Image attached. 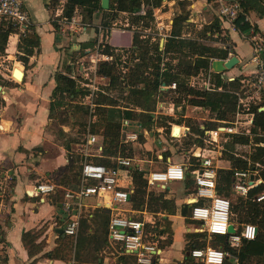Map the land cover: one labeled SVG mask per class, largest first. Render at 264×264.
Wrapping results in <instances>:
<instances>
[{
  "label": "crops",
  "instance_id": "crops-1",
  "mask_svg": "<svg viewBox=\"0 0 264 264\" xmlns=\"http://www.w3.org/2000/svg\"><path fill=\"white\" fill-rule=\"evenodd\" d=\"M175 1L166 0V9L162 14L169 16ZM190 1L188 4L193 12L198 10L199 6L206 8L205 0ZM23 2L30 17L29 25H32L38 35V47L34 48L33 52L27 56L26 63L22 64L14 57L18 40L17 33H6V37H12L13 41H9L7 38L6 46H3V43L0 44V62L7 61L12 64V69L13 62H18L21 68L16 65L15 69L22 71L21 79L15 75H13V79L5 72L0 73V97L3 100L0 105V264H122L118 259L121 250L107 237L106 242L98 246H94L90 241L87 245L88 250L80 252L79 260L74 259L73 250L69 255L63 254L62 251H55V253L53 251L65 236L62 227L66 220L65 214L60 208L62 191L65 186L58 182L57 176L72 152L67 155V148L62 141L58 144L52 141L54 132L52 118L49 114V104L51 91L55 84L54 72L62 71L74 78V69L77 68L80 72V63L83 65L84 58L86 56L93 57L96 43L78 51L82 42L96 39L113 48H129L133 46V32L137 30L138 26L129 22L127 12L117 11L115 17L120 16L123 23L116 26L112 22L107 29L99 31L95 25L99 24L100 13L95 11L90 24L82 30L71 32L64 29L62 31L59 25L56 28L53 27L51 0H23ZM260 3L264 8V0H260ZM189 19L194 21L198 18L191 17ZM245 19L253 29L255 28V32L264 34V13L251 10L245 13ZM203 22L208 23L209 21ZM219 29V32L209 33L206 31V36L195 35V37L202 44L224 49V56L208 57L209 63L213 58L225 59L230 55L236 56V64L220 72V75L225 79L237 75L242 70V63L251 51V41L247 30L243 32L236 30L229 21H219ZM182 35L193 36L186 31H182ZM75 47L77 49H73ZM245 68L243 69L248 70L251 67ZM166 104L165 107L161 104L155 110L159 113L163 112L169 117L174 114L177 105L170 102ZM189 110L193 113L190 117L197 122L198 128L201 127L206 118L203 116L206 109L203 106L191 105ZM200 112L202 115H199ZM208 119L213 120L211 117ZM132 124L135 122L130 121V125ZM171 124L172 129L174 124L189 127L183 119L172 121ZM66 129L67 125L59 124L58 130L65 132ZM176 130H178L177 127ZM48 142L54 146L52 149L47 144ZM132 143L137 142L133 141ZM96 144L100 145L97 136L95 141L89 145L92 154H100V151L95 152ZM142 145L146 150L149 148L147 141H142ZM166 156L170 161H173L171 155L167 154ZM80 157L79 153L78 162ZM218 161L228 160L220 158L216 162ZM227 166L220 165V167ZM42 180L53 182L54 190L47 194H35L30 191L34 183ZM173 181L181 182L182 196H176L174 189L170 188L169 184L159 186L170 189V192L164 190L162 196L165 198L173 196L177 205L181 203L189 205L186 201L189 192L184 191L186 188L183 185V180ZM10 182L12 184L8 187L7 184ZM98 199L99 197L96 196L82 199L80 213L81 215L88 213L86 216L87 222L90 224L86 228L88 235L94 232L92 229L94 225L91 223L94 210L103 209L96 207ZM116 208L126 215L154 221L160 227H163L161 218L168 220L169 239L159 246L157 255L151 264L196 263L192 258H186L185 236L190 232L192 226L185 222L184 216L178 212V209L171 214L161 212L154 214L146 210L144 205L140 209L132 208L129 199L126 202L118 203ZM104 209L108 215L115 210ZM176 217L180 219L182 226L173 225V219ZM191 224L194 223L191 221ZM72 238L74 240L75 236ZM230 260L232 259L230 258ZM135 264L137 263L135 262Z\"/></svg>",
  "mask_w": 264,
  "mask_h": 264
},
{
  "label": "trees",
  "instance_id": "trees-1",
  "mask_svg": "<svg viewBox=\"0 0 264 264\" xmlns=\"http://www.w3.org/2000/svg\"><path fill=\"white\" fill-rule=\"evenodd\" d=\"M213 3V0H208ZM239 3V9L236 13V17L231 21L232 26L241 32L246 31L249 28V23L245 19V13L249 11H256L258 13H264V8L260 3V0H237ZM178 2V0H177ZM160 3V0H109L108 9H100L99 0H66L63 6V15L65 17H70L71 15H77L81 22L87 26L90 24L92 19V14L95 11L106 13L108 12L109 16L107 19L101 21V25L104 29L111 25V20L115 16L117 11H125L129 15V22L135 23L138 26L137 30L133 32V46H130V49L135 51L136 54L142 59V65L139 64L137 68L130 73V77H133V81L140 82V85H136L135 82L129 83L130 94L127 97L132 98L136 95L142 96L141 109L139 111H130L128 109H123L121 111L118 107H111L110 101H113L107 96H100L96 99V107H94V112L97 116L95 122H93L91 128L89 129L91 133L95 134L100 140V154L92 155L90 159L95 163H100L105 166H112L115 161V156L118 154L123 156H131L133 150L137 148V144L143 141L141 132L138 130V139L137 143L129 142L125 149V144L120 143V118L121 113L122 117L128 118L129 121L135 122L139 127L148 126L152 121L151 113L154 109L153 102L150 100L151 91L157 90L160 84L167 85L171 81L175 83L173 91L176 93H182V96L173 97L172 104L176 105L183 98L188 101V104L203 106L205 109H209L214 113L216 119L226 120L224 116L226 113L232 112L235 108V96L233 93L221 90V91H208V90H194L190 86H186L185 80L188 76L196 74L199 70L207 69L209 64L208 57L212 56H224V49L211 47L205 44H202L197 40V37L182 35V26H186L188 22L186 21L187 11L181 8L178 13L172 18L170 23V29L168 34L164 37L161 48L158 47L157 41L149 40L151 36L148 34L144 37L140 36L141 29L147 26L148 21L153 19L152 12L153 8ZM182 3H185L184 1ZM144 6V12L139 13L140 6ZM183 7V6H182ZM53 27L56 28L57 24L53 21ZM255 29V28H254ZM213 33L215 31L219 32V20L213 16L212 19L205 23L202 29L196 31L197 35L206 36L205 32ZM15 32L13 25L5 20L0 19V40L4 39L6 33ZM257 32V31H256ZM262 42V51L261 54L264 56V34L258 33ZM96 39H92L87 42H82L78 51H82L86 47H91L96 43ZM102 43V48L100 49L102 53L107 55H112L113 47H110L106 43ZM38 47V35L35 33L32 25H29L23 33L18 34V40L16 42V59L19 60L22 64L26 63L27 56L30 55L34 48ZM148 49H151L149 56L145 57ZM217 50V53H216ZM184 56L183 57H181ZM172 58L176 61L171 63L170 61H165L163 65H160L162 58ZM148 59V60H147ZM150 67L149 77L143 74V71ZM21 68V65H17ZM96 73L107 76L110 84L115 83V69L114 65L106 60H100L97 64ZM217 75L215 80L216 84L221 82V79L218 76V73H213ZM53 79L55 84L51 91V100L49 104V114L51 117V111L56 106H61L65 102V99L68 97L72 99L76 95L82 94L83 91L76 84V81L73 77L68 76L62 71H55L53 74ZM162 92V90H160ZM194 94L193 97L186 99L185 94ZM151 101V104L149 103ZM105 102V103H104ZM3 103L2 98L0 97V105ZM133 103L139 105L141 101L137 97L133 98ZM105 104V105H103ZM259 105L264 104V95L261 97V100L258 102ZM258 104L252 105L250 110L253 112L251 124L249 127L248 134H233L230 135L232 142L238 143H248L249 136L252 138L253 146L252 150L245 154L244 158L228 155L229 165L227 167H218L217 174L219 179L217 181L216 187L217 191L224 196L229 197L231 193L229 188L230 183V172L233 168H248L257 170L256 175L264 178V144H258V142L264 143V109L257 110ZM72 113L78 114V112H86V109L77 103L71 104ZM114 108V109H113ZM116 108V109H115ZM186 112H188L186 110ZM83 113V114H84ZM199 115H202L200 112ZM80 116V115H79ZM211 123L210 126L214 125ZM82 126H84L81 123ZM207 126V127H210ZM84 128V127H83ZM190 131L194 134H200L201 129L196 127H189ZM262 132V135H257L256 133ZM187 142V137L191 139L192 143H200L201 140L199 137H191L188 134L184 135ZM188 139V140H189ZM79 140V141H78ZM80 142L82 138L70 137L64 143L66 148H69V143L71 142ZM126 150V153L124 152ZM167 151L164 152L163 158L158 160L154 156L150 167L153 169L162 168L165 166V156ZM191 164L185 169V175L183 180V185L185 186V192L190 193L194 192L193 180L191 177V170L196 166L195 157H188ZM230 159V160H229ZM73 161L69 158L67 159L66 164L59 171L57 180L58 182L65 186V188H77L79 185V174H80V162L78 165H73ZM257 163V164H256ZM130 180L133 185V190L129 194V203L130 206L134 209H140L142 204L145 202V209L151 213H156L157 211H165L166 214H171L178 212L186 217L190 222L192 221L189 215V205L187 203H181L177 208L173 198H165L162 196V193L165 189L161 187V191L157 193L148 192V198L144 201L145 191V180L141 176V171L137 170L134 167H131L127 170ZM94 182L93 180H89ZM11 182L8 183V187L11 186ZM261 188V185L255 188H252L249 192H255ZM5 192V190H4ZM3 192V193H4ZM63 192V191H62ZM7 193V191H6ZM3 195V194H2ZM230 211L231 221L237 222H251L256 226V234L253 239H242L237 246L229 245L224 236L220 234H207L204 231H194L192 233L198 232L200 235L198 239H192L185 237V250L188 251L193 247H202L205 245H211L218 247L224 251H227L233 254L236 257L235 261L230 260V257L225 256L221 264H264V201H253L250 197H240L233 194V198L230 200ZM88 213L81 215L79 214L78 219V229L73 240L72 235L64 233V237L58 243L57 247L54 248L55 251H62L63 254L69 255L73 250L74 259H80V252L88 250L89 242L92 241L94 246L102 245L106 242V221L108 218V213L105 209H95L91 216V223L94 225L93 233L88 235L86 233V228L90 224L87 222ZM137 217V216H134ZM138 218V217H137ZM163 227L158 226L157 224L149 226L145 224V229L153 231L157 236V246H162L169 239L170 231L168 229V220L166 218H161ZM193 222V221H192ZM161 236V237H160ZM189 236V235H188ZM205 237H210V243H205ZM150 238V237H149ZM164 238V239H163ZM199 240V241H198ZM64 251V252H63ZM186 258L190 259L188 254ZM119 262L122 264H135V258L132 253L121 251L118 256ZM192 262V261H191ZM192 264H198L192 263Z\"/></svg>",
  "mask_w": 264,
  "mask_h": 264
},
{
  "label": "built area",
  "instance_id": "built-area-1",
  "mask_svg": "<svg viewBox=\"0 0 264 264\" xmlns=\"http://www.w3.org/2000/svg\"><path fill=\"white\" fill-rule=\"evenodd\" d=\"M53 21L59 25L60 30H68L77 32L85 27V24L80 21L76 15L65 17L62 13L63 6L66 0H51ZM239 9L237 0H213V11L219 21L231 22ZM144 12V6L141 5L139 13ZM155 20H160V15L152 12ZM0 19L10 22L17 34L23 33L30 24V17L24 5L23 0H0ZM171 17H167L166 24L157 23V34L166 36L168 34V26L171 23ZM158 22V21H157ZM168 23V24H167ZM161 26V27H160ZM162 26L165 29H162ZM97 30H101V25H96ZM138 29V28H137ZM247 31L250 34L251 51L247 59L242 63V70L237 75L222 77L219 73L221 82L216 84L208 80L210 72H215L208 69L207 78L202 79L201 88L211 90H225L231 92L235 96V120H218L212 118L216 123L210 127L202 125L199 127L202 131L195 136L199 137L200 143H192L193 150H184L188 155L182 162L170 161L165 156V166L158 169L150 167L151 159L133 158L131 156H115V161L112 166H105L100 163L93 162L90 157L91 143L96 139L95 134L91 133L86 127L84 139L80 143V174L79 185L77 188H64L60 208L66 216V220L62 227L65 234L75 236L78 229V219L80 208L82 207V199L96 196V207L114 210L108 215L106 221V237L113 243L117 244L118 248L123 252L132 253L137 264H151L158 251L157 236L153 231L145 229V224L149 226L155 225L154 221H148L144 218H137L124 214L117 210L118 203L126 202L129 194L133 190V185L130 180L127 170L131 167L141 171V176L145 180V184L162 186L168 181L182 180L185 175V169L191 164L188 157H195L196 166L191 170L194 192L188 193L186 201L189 203L188 217L193 221L194 231H204L207 234H220L224 236L225 241L231 246L239 245L242 239H253L256 234V226L251 222L231 221L230 199L217 191V181L219 176L217 168L220 167L216 161L221 158L223 144L227 138L233 134H248L249 125L251 124L253 112L250 110V105L258 104L261 97L264 95V56H262V42L260 37L249 26ZM148 32V28H143L140 31V36L144 37ZM152 37V35H151ZM102 43L97 41L94 45V56L101 54ZM121 48V47H115ZM106 55L107 54H104ZM111 56V55H108ZM103 57V56H101ZM107 58V57H104ZM92 60L93 58H89ZM93 62V61H92ZM209 65V64H208ZM251 67L245 70V67ZM94 68V62L91 65ZM85 68L80 63V73L88 78ZM245 68V69H243ZM210 70V72H209ZM200 71V70H199ZM198 71V72H199ZM197 72V73H198ZM196 73V74H197ZM217 73V72H216ZM196 74L190 75L192 77ZM94 76V69H93ZM175 83L171 81L167 87L173 88ZM192 86V83H189ZM85 86L88 88V96H92L95 85L87 82ZM89 110L92 109V103L88 102ZM264 109V104L257 106V110ZM241 114L249 115L245 121L247 126L239 125L241 121L238 119ZM121 130L120 136L123 141H137L139 127L137 123L130 125V121L126 117L120 119ZM171 137H180L186 134H192L189 127L185 125H177L178 130L172 129ZM194 136V134H192ZM246 144V143H238ZM263 145V142H258ZM101 146L95 145V152H99ZM232 154L237 157L244 158L245 154L233 151ZM161 153H156V159H162ZM257 164V163H256ZM257 170L248 168H233L230 172L229 188L232 194L240 197H250L253 201H264V178L256 175ZM93 180L94 182H88ZM261 188L249 194L252 188ZM55 184L49 180H42L34 183L31 190L33 193H50L54 190ZM232 224V232L227 230V225ZM150 237V238H149ZM188 256L193 260H199L204 264H221L225 256L230 257L233 261L236 257L218 247L205 245L202 247H193L188 251Z\"/></svg>",
  "mask_w": 264,
  "mask_h": 264
},
{
  "label": "rangeland",
  "instance_id": "rangeland-1",
  "mask_svg": "<svg viewBox=\"0 0 264 264\" xmlns=\"http://www.w3.org/2000/svg\"><path fill=\"white\" fill-rule=\"evenodd\" d=\"M185 3H182V2ZM191 1L190 0H177L172 4V6L174 7L171 10V14L169 15L172 18L176 15V13L179 12V10L181 8H183L184 10L187 11V17L186 20L188 22V24L186 26H182V29H184V31L189 32L190 35H197L196 31L199 29H202L203 26L205 25V23L203 21H210L212 19L213 16H215V13L213 11V3L209 2L208 0H205L204 5H206V8H203L201 6H199L197 9L198 10H194L191 11L189 4ZM166 0H160V3L153 8V13L155 12V14L160 15V20H155L154 18L151 19L150 21H148L147 23V28H148V32L147 34L149 36L152 35V37L149 39L151 41H157L158 43V47L161 48L163 40H164V36L157 34L156 32L158 31L157 29V23L159 24H166L167 22V17L168 14H162L163 11L166 9ZM183 6V7H182ZM100 13V17L98 19V23L100 24L101 21L107 19V17L109 16L108 12H106L105 14L102 12ZM76 17H79L76 15ZM191 17H197V20H190L189 18ZM216 17V16H215ZM158 21V22H157ZM199 21V22H198ZM112 22L114 23V25L116 26H120L121 23H123V20L120 16H114L111 20V24ZM199 23H201L199 25ZM102 24V23H101ZM100 24V25H101ZM168 24V23H167ZM96 27V25H95ZM145 27V28H146ZM161 27V26H160ZM101 29L103 30L104 27L101 25ZM162 29H165L164 26H162ZM170 29V25L168 26V30ZM166 29V31H168ZM146 34V35H147ZM145 35V36H146ZM8 36L2 40H0V44L3 43V46H6V41H7ZM9 41H13L12 37L8 38ZM12 45V44H10ZM73 49H77V47L73 48ZM113 53L111 56H106V55H102L101 54H96L97 56L95 57L93 55V59L90 60L89 56L86 58H84L83 60V66L86 67L85 71L87 72L86 74L88 75V78H84L85 76H83V74L81 75L80 72H78L77 68L74 69V79L76 81V84L81 88V90L83 91L82 94L76 95L75 97H73L72 99H69L68 97L65 99V102L63 103V105L58 106V107H54L51 111V118H52V122H53V126H52V130L54 132V136L52 137V141L55 142L56 144L60 143L62 141V143L64 144L67 139H69L70 137H74V138H82V141L84 139V133L86 131V127H88V129L91 128L93 122L96 121L97 116L94 112V107H96V99L100 96H107L109 98H111L113 101H110V104H108L111 107H118L119 110L124 111L123 109H128L130 111H139L141 109V104H142V96L140 95H136L134 97H137L139 101H141V103L139 105H135L133 103V98H132V94L131 93V98L127 97V95L130 94L129 89V83H133L135 81H133V77H130V73H132V71L134 69L137 68V65L139 64L138 67H140L142 64V59L136 54L135 51L131 50L130 47L129 48H116V49H112ZM151 49H148L147 53L145 54V57L151 55L150 54ZM4 54V53H3ZM103 56V57H101ZM14 57L15 53H14ZM107 57V58H104ZM181 57L184 58V56L181 55ZM1 59V56H0ZM100 60H106L107 62H110L114 65V69H115V83L114 84H110L108 81V77L107 76H102L98 73H96L95 69L97 64L100 62ZM148 60V59H147ZM94 62V68L91 67L92 63ZM165 61H170L171 63H174L176 60L175 59H170V58H162L160 61V65H163V63ZM19 63L17 62H13V68H15L16 65H18ZM12 64L8 63L7 61H3L0 62V73H7V75L12 77V71L13 69L11 68ZM8 70H7V69ZM209 65L207 69H202L200 70L195 76H188L187 79L185 80V84L186 86H190L189 83H192V86H190L191 88H193L194 90H202L201 86V81L204 78H207V74H208V69H209ZM93 69H94V76H93ZM150 67L148 66L144 71L143 74L147 75V77H149V71H150ZM233 69V68H232ZM11 70V71H10ZM210 72V70H209ZM221 71L217 72L218 75ZM215 72H210L209 74V78L208 80L210 82H215V80L217 79V75L213 74ZM13 78V77H12ZM14 79V78H13ZM1 82V81H0ZM90 82L93 83L95 85L94 91L92 92V96L89 97L88 96V88L87 86H85V83ZM136 85H140V82H135ZM160 90H162V92H160ZM208 91H217V90H211V89H205ZM186 97V99L191 98L194 95L192 93L190 94H186L184 93ZM182 96V93H176L173 91V88L167 87L164 84H160L158 86L157 90L151 91L149 97L150 100L154 101L153 102V113H152V121L148 126H145L143 128H141L140 132H141V136L144 142H148L149 143V148L146 150L144 148V146L142 145V141L139 142V144H137V148H135L131 154V157H136V158H145L147 157L148 159H151L155 156L156 153H161L162 155L164 154L165 151H167V154L172 156V160L176 161V162H182L184 160V158L186 157V155H188V152L184 153V150H189L192 151L193 150V144L190 141L191 139H189L187 137V142H185L186 138L184 136H180V137H171L170 133L171 130L169 132V128H170V124L172 121H176L179 120L181 121L183 119V121L185 120L186 123H188L189 127H196L197 126V122L190 117V115H193V113H191V111L189 110L191 107V104H188L187 100H184L183 98L180 100L179 103H177L175 106V110H174V114H171L169 117L167 116V114L159 113L157 112L155 109H157V107L161 106H166V103H172L173 101V97H177V96ZM92 103V109L93 110H89V106H88V102ZM74 103L80 104L84 108L86 109V112L83 114L82 112H78V114H74L72 113V108H71V104L73 105ZM105 103V102H104ZM151 104V101L149 102ZM105 105V104H103ZM252 105H250L251 107ZM114 109V108H113ZM116 109V108H115ZM155 110V111H154ZM186 110L188 112H186ZM235 110H236V105L235 108L232 112L226 113V116H224L225 119L229 120V121H233L235 120ZM80 115V116H79ZM189 115V116H188ZM121 117L123 116V113H121L120 115ZM203 116H205L206 118L203 120V125L210 126L211 123H214L213 120H209L208 118H215L214 113H212L209 109H206V111L203 113ZM249 115H245V114H241L240 117L238 118L241 123L239 125H245L246 124V120L248 119ZM121 119V118H120ZM169 121V122H167ZM62 123V125H67V129L65 132H62L61 130H58L59 124ZM81 123L84 125L82 126ZM162 126V127H160ZM84 127V128H83ZM160 127V128H159ZM172 127V126H171ZM249 127H251L249 125ZM159 128V129H158ZM61 129V128H60ZM193 130V129H192ZM90 131V130H89ZM120 132H122V130L120 129ZM192 133V131H191ZM194 134V133H192ZM192 134L188 133V136L191 137H197L195 136L196 134H194V136ZM257 135H262V132H258L256 133ZM244 135V134H243ZM61 136V137H60ZM54 138V139H53ZM138 139V137H137ZM189 139V140H188ZM232 139L229 137L227 138V141L223 144V151L221 154V158L222 160H224V158L228 159V155H232L233 151L236 152H241L243 154L249 153L252 150V146L253 143L252 142V138L249 136V140L248 143L246 144H238V142H232ZM79 141V140H78ZM71 142L69 143V148H67V155L69 154V152H72L70 156H68V159L70 158L73 161V165H78V158H79V153H80V149H79V144L80 142ZM81 141V142H82ZM120 143L125 144V149L127 144L129 143V141H123L121 140V136H120ZM49 145V147H51V149L54 147L50 142L47 143ZM124 149V152L126 153V150ZM91 151V150H90ZM120 155V154H118ZM166 155V154H165ZM123 156V155H121ZM230 160V159H229ZM217 165H229V161H218L216 162ZM179 181H168L165 184H169L170 188L174 189L175 191V195L178 197L182 196V185L181 182ZM177 183V184H176ZM161 187H159L158 185H146L145 184V191L146 194H144V201L147 200L148 195H147V191L148 192H153V193H157L159 191H161ZM167 190V192H170V189H165V191ZM163 193V192H161ZM167 198H173V196H169ZM230 200L233 198V194H230L228 197ZM145 206V202L142 204V206ZM179 205L176 204V208ZM141 208V207H140ZM177 211V209H176ZM157 212H161V213H166L165 211H157ZM156 212V213H157ZM154 213V214H156ZM186 223H190V225L192 226V229H190V232L186 234V238H189L190 240L192 239H198V236L200 235L198 232L192 233L194 232V225L191 224L190 220H188L186 217L184 218ZM185 223V224H186ZM181 225V221L180 219H178L177 217L175 219H173V225ZM191 230H193L191 232ZM189 235V236H188ZM210 237H205V243H210ZM199 241V240H198ZM195 261V260H194ZM195 262H197L198 264H204L203 262L196 260Z\"/></svg>",
  "mask_w": 264,
  "mask_h": 264
},
{
  "label": "water",
  "instance_id": "water-1",
  "mask_svg": "<svg viewBox=\"0 0 264 264\" xmlns=\"http://www.w3.org/2000/svg\"><path fill=\"white\" fill-rule=\"evenodd\" d=\"M109 6V0H99V7L100 9H108ZM237 62V58L235 55H230L225 59L222 58H213L210 60L209 66L211 67V69L215 72H219V71H223L225 69H228L232 66H234ZM12 74L15 75L16 77H18L19 79H21L22 76V71L21 70H16L15 68H13ZM173 130H176V127H173ZM227 230L229 232H232V224L229 223L227 225Z\"/></svg>",
  "mask_w": 264,
  "mask_h": 264
},
{
  "label": "bare ground",
  "instance_id": "bare-ground-1",
  "mask_svg": "<svg viewBox=\"0 0 264 264\" xmlns=\"http://www.w3.org/2000/svg\"><path fill=\"white\" fill-rule=\"evenodd\" d=\"M11 71V70H10ZM12 77H13V75H12ZM14 78V77H13ZM177 127V126H176ZM178 128V127H177Z\"/></svg>",
  "mask_w": 264,
  "mask_h": 264
}]
</instances>
